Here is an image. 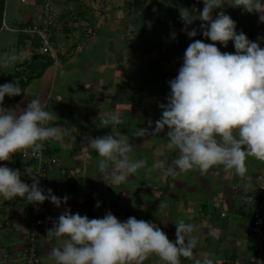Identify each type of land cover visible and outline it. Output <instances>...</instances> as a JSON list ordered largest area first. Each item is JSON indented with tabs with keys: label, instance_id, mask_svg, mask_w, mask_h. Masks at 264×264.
Returning a JSON list of instances; mask_svg holds the SVG:
<instances>
[{
	"label": "crops",
	"instance_id": "1",
	"mask_svg": "<svg viewBox=\"0 0 264 264\" xmlns=\"http://www.w3.org/2000/svg\"><path fill=\"white\" fill-rule=\"evenodd\" d=\"M120 1L121 3L118 0L57 1L55 8L58 18L52 32V40L57 51V59L41 53L39 43L35 39L19 34L13 30L17 26H23L35 21L39 15V4L30 0L28 3H23L24 7H22L21 11L16 5H14L11 11H7V7L5 8L4 25L8 28L3 27L0 31V56L6 52H16L23 53L24 59L9 68L6 73L0 72V85L18 80L23 91L20 96L11 98L6 96L3 106L5 108H15L16 106L25 108L31 98L38 97L46 104L47 110L53 111L59 118L52 122L51 126L70 127L76 136V142H72L69 138H65L63 141L50 140L47 142L49 147L48 154L61 159L67 167V173L65 175L67 190L60 198L66 195L69 197L67 204H61L59 208L53 204L50 205L41 217L40 223L43 231L41 247L44 252L43 254L46 253L48 256L51 249L58 246V241L56 238L47 237L46 230L52 227L53 221L66 208L70 209L72 213H79L82 216L87 215L90 219L102 218V215L105 214H89L92 213L91 207H96V200L93 196H96L97 193L99 198H103L104 205L108 207L114 206L116 202L123 205L133 198L130 188L127 186L130 184H132L131 191L133 189L140 192L145 191L140 208H148L150 204V197L148 195L150 183L148 179L151 176L149 173L151 166L149 162L153 166L156 164L155 161L154 163L151 159L149 161V157L147 156L146 167L141 168L135 175L130 176L126 182L121 184L122 187L119 186L121 188L117 191L116 188H112L111 180L104 181V177L98 170H95L96 167H94L93 160L98 157V154L87 146V139L90 136L91 138L96 137L95 135H91L90 129L99 127L103 129V134L115 135L122 133L129 135V142L138 148V151L133 148L131 154L133 160L144 159L145 155H150L151 152L154 154V151H149L147 147L141 148L138 146L144 140L149 141V138H151L150 135L136 137L135 142V136L132 133L136 128L148 127L150 118L145 117V115L142 116L141 110L143 107L146 109L154 107V102L150 100V97L157 99L161 95L160 90L162 87L155 85L158 94L148 95L147 98L145 97L149 93H145L148 79L139 74L135 76L132 66L134 60L130 59L132 58V53L128 55L126 52L130 43L127 37L121 38L123 32L128 33V31H134L133 8L135 0ZM166 1L152 0L151 3L154 8L160 5L162 6ZM70 3L75 6L72 10L68 7ZM176 4L173 10L174 18H176L175 15H180L179 9L181 8H187L189 10L193 7L199 10L203 9L202 0H177ZM221 10L225 11L226 14L230 15L236 21V31L238 33L242 31L250 41L258 42L264 48V23L259 21L258 13L250 14L240 8H233L226 5L223 9L215 10L213 15L215 16ZM155 14L160 15L158 11ZM176 19L180 21V18ZM199 24H201V21H194L189 30L196 28L200 40L205 43H212L202 35L198 27ZM153 26V31L157 29V33L162 32V29L158 28V25ZM182 29L183 27L173 30L176 33L175 41L179 42L177 46H180V43H182V32H184ZM141 30L146 31L144 27ZM196 37H193V39ZM193 39L191 38V40ZM117 41L121 42L122 46L125 44V46L116 48L114 43ZM101 44L103 45L102 47L100 46ZM78 46L81 47V51L77 50ZM217 47L222 52H235L233 42L231 41L227 48L220 44H217ZM111 53L114 55H111ZM183 55V53L174 50L173 57L175 59L173 60V65L175 67L179 63H183ZM9 75L12 76L8 77ZM135 80L139 88L137 90L141 89L144 92L140 96L138 95V98H134L137 92L133 86ZM158 80L160 79L158 78ZM25 82L27 84L22 88V84ZM49 99H52V105L50 107H48L47 103ZM134 109H138L137 112L140 113L138 120L142 124H133L131 120L129 125L124 123L125 128L128 129L123 130V132H113L110 130L111 128L120 127V124L113 127H102L100 124L101 118L110 112L115 113L121 120L123 118H131L134 120ZM156 109H159V107ZM62 116H71L69 117L68 124L62 121ZM157 138L159 145H157L158 149L155 152H158L157 157H164V161H161V163L167 167L178 156V152L175 150L169 151L166 148L165 132L160 133ZM74 143H82V146L75 147L73 145ZM139 150L142 151L140 153L141 155L137 154ZM61 154L63 156H60ZM83 154L86 155L85 160H79L78 157ZM166 155L168 156L167 158ZM69 160L74 161L75 167L66 164ZM256 160L254 161V158L251 157L247 159L248 171L243 178L237 176L233 171H226L222 166L215 167L203 175L198 171H189L175 178L165 176L163 170L159 169V179H161L158 184L159 199L162 193L167 192L170 195L169 197H171V201L167 203L172 204V208H175L173 204L176 202H180L184 208L198 206V211L190 220L186 221V223H193L198 227L197 234L199 240L195 249V254L198 257L203 258L211 254L212 236L210 231H212L217 233L219 240L217 250H227L226 255L220 259L217 257L214 259L215 264H248L251 262L250 257L249 261H247V255L244 253L246 248L251 252L249 245H246L247 240L245 239V245L240 240L242 235L241 231L243 230L244 232L251 219H246L245 222L238 221L235 218H231V221L222 220L221 218L227 217V213L221 211L218 215L213 214V211H211L213 208L210 204L216 206L228 205L229 209L235 210L236 199L232 193H241L239 195H242L241 198L253 193L254 196L252 199H246L251 204L249 211L251 215L252 208L255 206L257 200L255 195L258 196L259 187L264 181V161H261L262 159ZM156 162L160 163L158 159ZM0 166L18 169L23 174L33 168V163L30 160L23 159L21 154L17 153L13 156L11 162H0ZM92 167H94L93 170ZM89 169L93 172H88ZM75 171L79 172L78 177L74 175ZM53 175L55 174L53 173ZM91 176H96V179L95 181L92 180L94 185L89 186ZM169 178L170 182L168 180ZM140 179H142V182L138 184L136 181ZM103 183H108L110 185H108L109 188L106 189L102 185ZM232 186L233 188H231ZM179 191H186V196H178L177 193ZM127 192H129V195H126ZM205 193L208 194L206 200L203 196ZM114 197L115 202H111L114 200ZM163 205L164 203L159 206L161 213L163 212ZM28 212V201L21 198L13 200H3L0 198V247H5V253H9V258L6 260V262L8 261L7 264H16L17 260L14 256L22 249L25 242ZM128 216L138 217L132 211L129 215L124 214L118 219L126 221ZM158 218L160 219V217ZM49 223L50 225L47 226ZM173 224L174 219L166 216V218H162L160 221V228L169 236L170 240L175 241L176 230ZM231 224L233 226H230ZM216 255H219V253ZM239 256H243V259L239 258ZM3 262L4 260L0 258V264H4ZM48 263L53 264L50 259ZM156 264H162L159 258ZM182 264H193V261L182 258Z\"/></svg>",
	"mask_w": 264,
	"mask_h": 264
},
{
	"label": "clouds",
	"instance_id": "2",
	"mask_svg": "<svg viewBox=\"0 0 264 264\" xmlns=\"http://www.w3.org/2000/svg\"><path fill=\"white\" fill-rule=\"evenodd\" d=\"M203 9H179L184 24L182 31L189 38L197 36L190 26L199 20L202 35L212 41L194 40L186 48L183 63L176 77L168 81L171 89L167 103H160V119L148 121L147 128H136L135 137L158 136L166 132V148L177 151L172 164L156 163L153 168L163 170L173 178L189 171L206 174L215 167H223L243 178L248 171L247 159L264 160V48L250 41L236 21L219 11L226 5L244 12L259 14L264 23V0H202ZM149 27L151 23L149 22ZM176 33H172V39ZM261 39V38H258ZM233 42L234 53L222 52L217 44L227 48ZM24 59L23 53H4L0 56V72ZM23 93L18 80L0 85V162H11L13 156L39 159L45 143L69 138L76 142L73 130L67 126H51L58 119L40 98H31L25 108H5V97ZM122 123L115 113L101 118L102 127ZM87 146L100 159L97 170L105 180L120 185L146 167L144 159L133 160V146L129 135L108 134L87 139ZM32 183L22 181L21 172L0 166V198H21L30 204L46 200L56 207L67 204L69 197L59 198L52 189L40 187L41 172L27 173ZM108 184V183H107ZM109 185V184H108ZM110 186V185H109ZM96 207H100L97 202ZM175 241L156 224L129 217L121 221L109 210L102 218L72 213L65 209L46 230L47 237L56 238L49 259L53 264H145L156 256L162 264H182V258L193 264H215L205 256L198 257V227L183 219L175 223Z\"/></svg>",
	"mask_w": 264,
	"mask_h": 264
},
{
	"label": "rangeland",
	"instance_id": "3",
	"mask_svg": "<svg viewBox=\"0 0 264 264\" xmlns=\"http://www.w3.org/2000/svg\"><path fill=\"white\" fill-rule=\"evenodd\" d=\"M118 1H119V3H121L120 0H118ZM151 1L152 0H148L147 1L148 3H147V2H142V0H135V4H134V8H133V12H134V14H133V21H134L133 22V24H134L133 28H134V31L133 32L128 31V33L123 32L121 38L127 37L128 41L130 43L129 48H128V50H126V52L128 55H130L132 53V58H130V56H128V58L134 60V63H132L133 64L132 66H133V71L135 73V76L137 74L143 75L144 77H147V79L149 81V82L147 81L146 90H145V93L146 92H149V93L146 94L145 97L147 98L148 95H152V94L157 95L158 94L157 90L155 89V85L157 87H162L160 90L161 95H159L157 97V99H154V97H150V100L154 102L155 108L150 107V108L146 109L145 107H143L141 110L142 116L145 115V117L150 118L151 121H156V120L160 119V117H161V109L160 108L156 109V108L158 107L159 103H167L166 97L168 96V94L171 91L169 84H168V81H170L176 77V75L178 74V69L182 65V63H179V65L177 67H175L173 65V60L175 59L173 57L174 50H177V51L184 54V52H185L186 48L188 47L190 41L193 42L194 40H197V39L200 40V38L198 36L199 33H197V37L195 39L192 38L193 40H191V38H189L185 32H182V38H181L182 43H180V46H177V45H179V42L175 41L176 38L174 40L172 39V33L174 32L173 30L177 29V28L180 29L181 27H184V24L180 18V15L179 16L175 15L176 18H180L179 19L180 21H178L176 18H174V15H173V12H174L173 10L175 9V6L177 5L176 4L177 0H167L166 3H164L162 6L160 5L159 7H154V8H153ZM14 5L18 6L20 11H21L22 7H24L23 6L24 4L22 2H20L19 0H8L6 3V7H7L6 10L11 11V9L14 7ZM159 9H160V11H159ZM156 11H158L160 15L155 14ZM149 22L151 23V27L148 26ZM174 22H175V24L173 25ZM153 25H158V28L162 29V32L157 33L156 32L157 29H156V31H153L152 30V29H154ZM199 26H200V24H199ZM143 27H144V30L146 29V31L141 30ZM148 27H149V29H148ZM147 30H149V31H147ZM198 32H200V31H198ZM175 45H176V47H175ZM100 46L102 47L103 45L101 44ZM114 46L116 48L117 47L122 48L123 46H125V44L122 46L121 42L117 41L114 43ZM111 55H114V54L111 53ZM158 78L160 80H158ZM133 86L135 88V91H137L135 93L134 98H138V95L140 96L141 94L144 93L143 91H141V89L137 90L139 88L137 87V81L136 80L133 82ZM158 101H160V102H158ZM51 102H52V99L51 100L49 99L47 101L48 107H50L52 105ZM137 111H138V109H134V116H135L134 120L131 118H128V119L123 118L122 123H120V125H121L120 127L111 128L110 130H112L113 132H116V131L123 132V130L125 131L128 129V128H125L124 123H127L129 125L131 123V120H132L133 124H142V122L138 120L140 113H138ZM69 117H71V116H62L61 119H62V121L67 122V124H68V120L70 119ZM153 127H154V123H153ZM102 130H103L102 128L96 127L94 129H90V133H91V135H95L96 137H98L99 134H100V136L108 135V134H103ZM164 132L166 134L167 129H165ZM150 137L151 138H149V141L144 140V142L139 144L138 146L141 148L147 147L149 149V151H151V150L154 151L153 152L154 154H152V152H151L150 155H145L144 160L147 161L146 158L148 156L149 161L151 159L153 161V163H154V161H155V163H157L156 161L158 159L159 162L161 163V161H164V157H162V158L157 157L158 152L157 153L155 152L158 149L157 145H159L158 144V138H157V136H154V137L150 136ZM93 138H95V137H93ZM134 139H135L134 141L136 142L137 138L134 137ZM73 145L75 147H78V146H82V143L81 144L74 143ZM132 145H133L134 150L138 151V148L135 147L136 145H134V144H132ZM140 153H142L141 150H139V152L137 154L141 155ZM60 156H63V154H61ZM85 156L86 155L83 154L80 157H78V159L84 161ZM167 157L168 156L166 155V158ZM251 158H254V161H257L256 160L257 158H255V157H251ZM99 159H100V157L98 156L97 158H95L93 160V163L95 165L94 167H96L95 170H97V162ZM69 161L66 164L68 166L75 167L74 161L73 160L70 162ZM261 161H264V160H261ZM69 164H71V165H69ZM149 165L151 166L149 168V170H150L149 173L151 174V176L149 174L150 179H148V182L150 183V191L148 192V195L150 197V204H149L148 208H146V207L140 208L141 200L145 196V191L140 192L138 190L135 191L133 189V191H134L133 192V191H131L132 190V188H131L132 184H130L127 186H129L128 188H130V192L133 195V198L130 199L129 201H127V203H124L123 205H121L118 202H116L114 206L108 207V206L104 205L103 198H99L98 194L96 193V196H93V197L96 200L95 204H97V202H99L100 207H93L92 206L91 207L92 213H89V214L102 215V214H106V212L110 210L113 215H115L117 218H119L120 216H122L124 214L129 215L133 211L134 214H137L138 220L142 219L145 221H150L159 227L161 226L160 221L162 220V218H166V216H167L168 218L174 219L173 227L175 228V230H176L175 223H177L179 220L183 219L185 222L187 220H190L192 218V216L198 211V206L197 207L193 206L192 208H184L180 202H176L175 204H173V205H175V208H172V204L167 203V202L171 201V197H169L170 195L167 194V192L162 193V195L159 199L158 198V191H159L158 184L161 180V179H159L160 170H159V168H153V166L150 162H149ZM94 167H92V170ZM88 172L91 173L93 171H91L89 169ZM194 172H196V171H194ZM74 175H76L78 177L79 172L75 171ZM170 178H171V176H170ZM170 178L168 179L169 182H170ZM95 179H96V176H93L89 180V186L94 185L93 181H95ZM136 182H138V184H140L142 182V179H140L139 181H136ZM102 185L106 189L109 188L108 184H106V183H103ZM119 186L122 187L121 184L120 185L112 184V188L113 189L116 188L117 191H119V189L121 188ZM231 188H233V186ZM240 194L241 193H238V194L232 193V195L236 199L235 210L229 209L228 205L216 206V205L210 204L211 207L213 208V209L211 208L212 209L211 211H213V214H217V215L220 214L221 211H224L225 213H227V217L221 218L222 220L231 221L232 220L231 218H235V219H238V221H241V222L244 221L245 222L246 219H248V220L251 219L252 212H251V215L249 212L250 208H251V204L249 203V201H246V199H252L254 194L253 193H251L250 195L248 194L246 197L244 196V198H241L242 195L239 196ZM126 195H129V192H127ZM177 195L178 196H181V195L186 196V191L185 192L179 191L177 193ZM207 195H208L207 193L203 194L205 200L207 199ZM255 197L257 198L255 205H257L259 197L257 195H255ZM111 202H115V197H114V200ZM163 203H164V205L162 207L163 212L161 213L159 206H161ZM240 208H242V209H240ZM159 213H161V214H159ZM102 216H104V215H102ZM129 217H131V216H128L127 218H129ZM158 217H160V219ZM250 222H251V220H250ZM250 222L248 223L244 232L241 229L242 235L240 237V240L243 241L241 243L244 244L245 239H246L247 240L246 245H249V247H250L251 252H249V249L246 248V246H245L246 250L244 253H245V255H247V258H248L247 261H249V257H250V259H252V257H253V252L251 249L253 238L248 231ZM49 225H50V223L47 226H49ZM42 226L44 227V225H42ZM230 226H233V224H231ZM26 228H27V225H26ZM0 230H1V226H0ZM210 232H211V236H212L211 237L212 248H211V252H210L211 254L209 255V257H211L213 260L216 259V257L220 259L222 256L226 255L227 250H219V251L217 250V247L219 244L217 233H214L212 231H210ZM243 233L245 234L244 235L245 237L243 236ZM41 246H42V244L40 242L37 250H38L39 256L42 257L41 258L42 264H49L48 263L49 262V256L46 253L43 254L44 252H43V249ZM243 246H239V247H243ZM4 249H5V247H0V258H1V260L2 259L4 260V262H3L4 264H7L8 261L6 262V260L9 258V256L6 257ZM217 253H219V255H216ZM14 257L16 258V255ZM242 257L239 256V258H242ZM10 258H11V255H10ZM157 260H158V257L151 256L147 261H145V264H156ZM250 263H248V264H250ZM13 264H15V263H13ZM16 264H22V262L20 260H17ZM243 264H246V263H243Z\"/></svg>",
	"mask_w": 264,
	"mask_h": 264
},
{
	"label": "built area",
	"instance_id": "4",
	"mask_svg": "<svg viewBox=\"0 0 264 264\" xmlns=\"http://www.w3.org/2000/svg\"><path fill=\"white\" fill-rule=\"evenodd\" d=\"M8 0H6L7 3ZM22 3H28L30 0H19ZM39 4V15L35 21L27 23L23 26H17L13 28L19 34L31 37L39 43V49L41 53L50 55L57 59V51L54 47L52 40V32L57 23V1L66 2L68 0H32ZM69 9H74V4H69ZM3 27L8 28L3 24ZM78 51H81V47H77ZM48 144L45 143L43 154L39 159L31 156L25 157L22 153L21 157L25 160H30L33 163V168L28 172H24L21 175L23 182L31 184L32 180L27 173L41 172L43 177L40 179V187L45 189H52L53 194L57 197H61L66 192L67 187L65 184V175L67 173V167L63 164V161L59 158H55L48 154ZM53 173L55 175H53ZM55 178V179H54ZM258 204L252 208L251 222L248 228L251 234L252 252L253 257L251 259L252 264H264V181L261 183L258 190ZM52 205L50 201H45L43 204L33 205L29 203V212L27 215V233L25 242L22 249L16 253V260H20L22 264H41V257L38 253V246L43 236L41 228V217L48 207ZM224 215V214H222ZM6 257L9 253H5Z\"/></svg>",
	"mask_w": 264,
	"mask_h": 264
},
{
	"label": "trees",
	"instance_id": "5",
	"mask_svg": "<svg viewBox=\"0 0 264 264\" xmlns=\"http://www.w3.org/2000/svg\"><path fill=\"white\" fill-rule=\"evenodd\" d=\"M142 2H146V0H142ZM5 8H6V0H0V31L3 28V24H4ZM10 76H12V75H9L8 77H10ZM26 84H27V82L23 83L22 88H24ZM250 261H251V259H250ZM251 263H252V261H251Z\"/></svg>",
	"mask_w": 264,
	"mask_h": 264
}]
</instances>
